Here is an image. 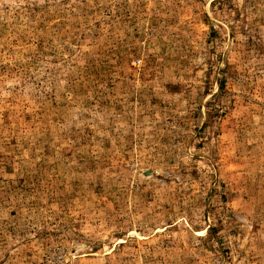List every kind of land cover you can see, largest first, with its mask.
<instances>
[{
    "label": "rangeland",
    "instance_id": "obj_1",
    "mask_svg": "<svg viewBox=\"0 0 264 264\" xmlns=\"http://www.w3.org/2000/svg\"><path fill=\"white\" fill-rule=\"evenodd\" d=\"M0 264H264V0H0Z\"/></svg>",
    "mask_w": 264,
    "mask_h": 264
}]
</instances>
